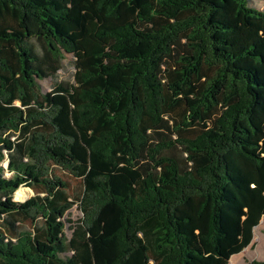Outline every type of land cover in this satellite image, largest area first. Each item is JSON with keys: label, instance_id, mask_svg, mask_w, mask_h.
I'll return each instance as SVG.
<instances>
[{"label": "trees", "instance_id": "trees-1", "mask_svg": "<svg viewBox=\"0 0 264 264\" xmlns=\"http://www.w3.org/2000/svg\"><path fill=\"white\" fill-rule=\"evenodd\" d=\"M262 220L256 0H0V264H229Z\"/></svg>", "mask_w": 264, "mask_h": 264}, {"label": "rangeland", "instance_id": "rangeland-1", "mask_svg": "<svg viewBox=\"0 0 264 264\" xmlns=\"http://www.w3.org/2000/svg\"><path fill=\"white\" fill-rule=\"evenodd\" d=\"M256 5L263 9L264 8V0H256ZM74 73L75 67L73 62V57L68 56L63 61V66L61 71L58 74L56 80L48 79L42 82V87L44 92H49L52 90L54 84L56 82H70L73 83L74 81ZM8 162L4 163V167H7ZM57 174L60 175L62 178L67 180L71 184V193L76 192L79 188V182L73 180L69 175L62 171H57ZM35 192L27 187H21L15 194V200L19 202H24L29 198L33 197ZM23 197V198H22ZM21 199H24L21 201ZM83 217L82 212L79 208V205H75L73 209L70 211L69 215L67 216L68 219L72 221H78ZM68 225L66 227V233L68 235L71 234V231L68 229ZM41 247L44 249H50L52 244L47 242H42ZM260 262H264V220H262L260 226L256 229L254 240L250 247L245 249L241 254L234 256L229 264H258Z\"/></svg>", "mask_w": 264, "mask_h": 264}, {"label": "bare ground", "instance_id": "bare-ground-1", "mask_svg": "<svg viewBox=\"0 0 264 264\" xmlns=\"http://www.w3.org/2000/svg\"><path fill=\"white\" fill-rule=\"evenodd\" d=\"M23 198V197H22ZM24 200V199H21V201Z\"/></svg>", "mask_w": 264, "mask_h": 264}]
</instances>
